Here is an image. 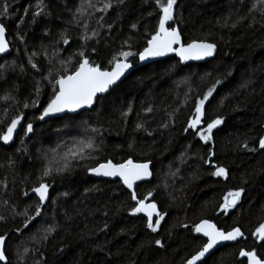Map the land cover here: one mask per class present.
<instances>
[{
	"label": "trees",
	"instance_id": "trees-1",
	"mask_svg": "<svg viewBox=\"0 0 264 264\" xmlns=\"http://www.w3.org/2000/svg\"><path fill=\"white\" fill-rule=\"evenodd\" d=\"M109 2L112 7L100 11ZM159 15L155 0H0L10 48L0 58V135L14 117L23 119L11 145L0 140V236L7 264H184L205 243L193 231L202 220L223 231L239 227L244 238L201 264H245L241 250L264 259V240L253 235L264 223V150L257 151L264 128L261 0H177L169 24L185 44H215L212 61L182 67L170 57L141 67L91 110L39 123L55 79L78 67L81 52L110 70L114 57L131 51L135 55L127 59L135 65ZM213 86L201 124L217 117L222 123L204 142L188 120ZM29 122L33 132L26 134ZM88 142L93 147L84 154L91 158L56 171L70 148ZM129 159L151 163V181L134 191L138 199L151 192L145 202L165 214L155 233L139 213L131 214L135 201L119 181L89 176L99 163ZM213 165L224 167L227 178L211 175ZM46 167L52 171L45 177ZM41 182L49 190L36 216L32 188ZM241 188L237 204L223 211V197ZM48 228L53 231L46 233Z\"/></svg>",
	"mask_w": 264,
	"mask_h": 264
},
{
	"label": "snow or ice",
	"instance_id": "snow-or-ice-1",
	"mask_svg": "<svg viewBox=\"0 0 264 264\" xmlns=\"http://www.w3.org/2000/svg\"><path fill=\"white\" fill-rule=\"evenodd\" d=\"M123 3V0H119ZM264 4V0H261ZM155 4L159 9L161 15L158 19V29L151 39L147 41V47L143 51L138 53L139 60L145 61L149 57H162L169 52H175V55L179 57L181 62L189 60H202L205 57H211L215 51V44L208 42H197L192 41L187 44L181 42V34L176 27H172L169 24L170 21H174V6L177 5V0H155ZM112 7L111 2L105 3L103 9L100 11H107ZM7 10L5 9V12ZM79 11V9H78ZM39 13H37L38 15ZM102 19V18H101ZM167 25V26H166ZM86 27V25H85ZM133 28L136 25H132ZM64 43L67 44L68 40L65 39ZM178 45L179 47H174ZM8 50V43L5 37V27L0 24V53H4ZM95 51V49H93ZM119 59L113 58L110 61L112 65L111 69H102L96 66L89 59L84 58V53L81 52V60L78 67L71 74L59 75L53 86V94L49 99L46 107L43 108L42 114L38 117L40 120H44L53 114L67 112H76L78 109L84 107H91L97 97L98 93H105L109 89L116 85L117 81L125 74V72L132 67V63L128 61V57L135 55L131 51L121 52ZM33 69H37V65L29 61ZM38 70V69H37ZM48 77H45L47 79ZM221 81L216 80V84ZM39 93V86L36 89ZM214 91L213 88H209L204 94L202 99L197 100L195 105V112L193 116L188 120V128L196 129L199 124H201L202 118L204 116V104L209 99ZM35 101L33 104L35 105ZM27 107V105H25ZM130 110V109H129ZM147 111L151 112L152 109L149 107ZM127 112L123 113L127 116ZM21 117H14L10 124L7 126L6 132L0 135V140L5 144L12 140L13 132L16 130L17 125L20 124ZM222 123V119L217 117L211 122L207 123L206 128L197 132L200 139L204 142L212 140V131L218 125ZM137 128H141L142 124H137ZM187 131V129H185ZM95 131V129H93ZM33 132V125L29 122L26 126V134ZM93 147L91 142L86 144H81L79 146L70 148L67 153L61 158L62 163L57 161L59 166L57 167V172H64L72 166L74 160L91 158L90 156H85V149H91ZM244 147L247 148L245 144ZM259 148L264 149V136L259 139ZM254 151L255 149H249ZM212 156L211 151H209V160H205V163L210 162ZM215 171L211 175L216 177L227 178L228 173L224 167H218L213 165ZM51 168H45L43 176H48L51 173ZM88 171L96 176L103 177H118L120 181L126 186L131 192V199L135 201V206L132 208V215L137 213H143L147 217V228L151 232L155 233L158 231L161 222L165 219V214L157 210L156 203H145L148 197L152 196L149 192L147 197L144 199H138L136 191L133 190V186L136 181L144 180L148 178L151 173L149 171V163H133L131 159L124 163L114 164L111 160L105 163H99L96 166L90 167ZM43 179V178H42ZM49 185L45 182L39 183V186L32 188V192L38 197V203L35 209V215L39 216L41 214V206L45 203L48 196ZM243 189H238L236 191H229L224 197V203L220 205L221 209L225 212L229 208H232L239 201ZM27 195V193H25ZM27 215V213H25ZM155 216V221L153 217ZM2 219V217H0ZM35 219V217H30L29 220ZM24 227H28L26 223ZM187 227V225H185ZM19 231V230H17ZM46 233H51L52 228L45 230ZM193 231L195 233L202 234L207 240L202 244L201 248L191 256L190 259L186 261V264H197L198 261H202V258L206 254L210 253L216 245L224 241H235L237 238L243 237L244 233L239 227L233 228L230 231L224 232L219 230L216 225L210 223L208 220H202L200 223L196 224ZM254 236L258 237L259 240H264V223H261L259 227L256 228L253 233ZM47 239V235L43 237ZM155 244L159 247H163L161 240L156 239ZM5 237L0 236V261L7 264V256L4 250ZM28 249H25L27 253ZM239 255L241 257L247 258V264H264V259L257 257L254 251H243L241 250Z\"/></svg>",
	"mask_w": 264,
	"mask_h": 264
},
{
	"label": "water",
	"instance_id": "water-1",
	"mask_svg": "<svg viewBox=\"0 0 264 264\" xmlns=\"http://www.w3.org/2000/svg\"><path fill=\"white\" fill-rule=\"evenodd\" d=\"M167 26V25H166ZM179 31V30H178ZM5 37H6V32H5ZM181 42L184 44V42H183V39H182V37H181ZM197 42H206V41H197ZM208 43H211V42H208ZM216 46V45H215ZM147 47V46H146ZM174 47H179L178 45H174ZM10 53V48H9V45H8V50L6 51V52H4V53H0V58L2 57V56H5V55H7V54H9ZM216 54H217V46L215 47V51H214V53H213V55L211 56V57H205L204 59H202V60H189V61H184V62H181L180 61V59H179V57L178 56H176L175 55V52H169V53H167L165 56H162V57H149V58H147L145 61H140V60H138V64H137V66H134V65H132V67L130 68V69H128L126 72H125V74L120 78V80L119 81H117V83H116V85H118V83H120L124 78H126L127 77V75L129 74V73H131L133 70H135L137 67H142V66H144V65H147V64H153V63H155V62H159V61H162V60H165V59H167V58H169V57H176V59L180 62V64H181V66H190V65H194V64H204V63H206V62H209V61H212L215 57H216ZM139 59V58H138ZM112 87H115V85H113ZM111 87V88H112ZM108 92V91H107ZM107 92H105V93H98L97 94V97H96V99H95V101H94V103H93V105L91 106V107H84V108H81V109H78L76 112H67V111H65V112H63V113H57V114H53V115H50V116H48V117H45V119L44 120H40V122H45V121H47V120H49V119H55V118H61L63 115H76V114H79V113H81V112H83V111H85V110H87V109H91L93 106H94V104H95V102H96V100H97V98L98 97H101V96H103V95H105V94H107ZM42 114V113H41ZM23 126V121L21 120L20 121V124H18L17 125V128H16V130H14V132H13V137H12V140L11 141H9V143H7V144H5L4 142V144L5 145H7V146H9V145H11L14 141H15V139H16V136H17V134H18V132H19V130H20V128ZM263 136H264V132H263ZM264 149H260L259 148V144H258V149H257V151H263ZM134 163V162H133ZM145 163H148V162H145ZM151 168H152V166H151V163H149V171H150V173H151V175L148 177V178H146V179H144V180H139V181H136L135 182V184H134V186H133V190H134V188H135V185H137V184H140V183H144V182H149L150 180H151V178H152V171H151ZM90 176L93 178V179H96V180H119V178L118 177H103V176H96V175H93V174H91L90 173ZM120 181V180H119ZM121 182V184H122V186L128 191V192H130V190L129 189H127L126 188V186L122 183V181H120ZM131 193V192H130ZM142 216H144V214L143 213H140ZM145 218H147L146 216H144ZM154 218H155V216L153 217V220H154ZM210 222V221H209ZM210 223H212V222H210ZM213 224V223H212ZM222 231V230H221ZM230 231V230H229ZM225 232V231H224ZM227 232V231H226ZM198 235L206 242V240H207V238L206 237H203L202 236V234H199L198 233ZM243 237H244V235H243ZM243 237H240V238H237V240H235V241H224V242H220L218 245H216L212 250H210V253L209 254H206V256L204 257V258H202V261H198L197 262V264H201L202 262H204L207 258H209L212 254H214L219 248H222V247H224V246H230V245H236L239 241H241L242 239H243ZM191 258V257H190ZM189 258V259H190ZM242 259H244V260H246V264H247V258L246 257H241ZM185 264H186V262H185Z\"/></svg>",
	"mask_w": 264,
	"mask_h": 264
},
{
	"label": "bare ground",
	"instance_id": "bare-ground-1",
	"mask_svg": "<svg viewBox=\"0 0 264 264\" xmlns=\"http://www.w3.org/2000/svg\"><path fill=\"white\" fill-rule=\"evenodd\" d=\"M189 43H190V42H189ZM184 44H185V43H184ZM146 46H147V44H146ZM146 46H145V47H146ZM142 51H143V50H142ZM7 55H8V54H7ZM5 56H6V55H5ZM2 57H4V56H2ZM138 58H139V56H137V62H136V64H135L134 66H137V64H138V60H139ZM169 58H170V57H169ZM175 58H176V57H175ZM167 59H168V58H167ZM176 60H177V59H176ZM162 61H163V60H162ZM177 61H178V60H177ZM129 62H130V61H129ZM178 62H179V61H178ZM155 63H156V62H155ZM179 63H180V62H179ZM153 64H154V63H153ZM132 65H133V64H132ZM147 65H152V64H147ZM147 65H144V66H147ZM180 65H181V64H180ZM194 65H195V64H194ZM144 66H142V67H144ZM190 66H192V65H190ZM182 67H186V66H182ZM139 68H141V67H137L135 70H137V69H139ZM135 70H133V71H135ZM133 71H132V72H133ZM132 72H131V73H132ZM131 73H129V74L127 75V77H128ZM127 77H126V78H127ZM126 78H124L122 81H124ZM122 81H121V82H122ZM121 82H120V83H121ZM120 83H118V85H119ZM116 86H117V85H115V87H116ZM115 87L110 88L109 91L107 92V94H105V95H103V96H101V97H98L97 100H98L99 98H102V97H105L106 95H108V93H109L112 89H114ZM97 100H96V101H97ZM95 103H96V102H95ZM94 105H95V104H94ZM46 106H47V105H46ZM46 106H45V107H46ZM93 107H94V106H93ZM93 107H92V108H93ZM92 108H91V109H92ZM91 109H87V110H85V111H89V110H91ZM42 111H43V110H42ZM42 111H41V113H42ZM85 111H83V112H85ZM41 113H40V115H41ZM81 113H82V112H81ZM79 114H80V113H79ZM76 115H78V114H76ZM64 116H66V115H63L62 117H64ZM71 116H74V115H71ZM62 117H61V118H62ZM55 119H58V118H55ZM21 120L23 121L22 118H21ZM49 120H50V119H49ZM45 122H46V121H45ZM39 123H43V122H40V120H39ZM21 128H22V127H21ZM21 128H20V129H21ZM19 131H20V130H19ZM263 132H264V128H263ZM18 133H19V132H18ZM262 136H263V134H262ZM2 143H3V141H2ZM3 144H4V143H3ZM258 144H259V143H258ZM4 145H5V144H4ZM257 149H258V147H257ZM134 163H138V162H134ZM148 163H149V162H148ZM151 171H152V168H151ZM89 176H90V173H89ZM90 177H91V176H90ZM91 178H92V177H91ZM151 179H152V178H151ZM95 180H96V179H95ZM105 181H108V180H105ZM109 181H119V180H109ZM150 181H151V180H150ZM150 181H149V182H150ZM119 182H120V181H119ZM144 183H147V182H144ZM120 184H121V182H120ZM140 184H142V183H140ZM137 185H139V184H137ZM137 185H135V187H136ZM121 186H122V184H121ZM122 187H123V186H122ZM123 188H124V187H123ZM124 189H125V188H124ZM134 189H135V188H134ZM125 190H126V189H125ZM126 191H127V190H126ZM129 193H130V192H129ZM130 194H131V193H130ZM145 203H146V202H145ZM139 214H140V213H139ZM140 215H141V214H140ZM141 216H142V215H141ZM142 217H144V216H142ZM144 218H145V217H144ZM145 219L147 220V218H145ZM153 221H155V218H154ZM200 222H201V221H200ZM200 222H199V223H200ZM210 222H211V221H210ZM197 224H198V223H197ZM219 230H220V229H219ZM231 230H232V229H231ZM222 231H223V230H222ZM225 232H226V231H225ZM197 235H198V233H197ZM198 236H199V235H198ZM199 237H200V236H199ZM200 238H201V237H200ZM243 238H244V237H243ZM201 239H202V238H201ZM239 242H240V241H239ZM219 249H220V248H219ZM194 254H195V253H194ZM194 254H193V255H194ZM191 256H192V255H191ZM191 256H190V257H191ZM190 257H189V258H190ZM240 257H241V256H240ZM189 258H188V259H189ZM188 259H187V260H188ZM207 259H208V258H207ZM187 260H186V261H187ZM186 261H185V262H186ZM202 263H203V262H202ZM184 264H185V263H184ZM245 264H246V260H245Z\"/></svg>",
	"mask_w": 264,
	"mask_h": 264
},
{
	"label": "rangeland",
	"instance_id": "rangeland-1",
	"mask_svg": "<svg viewBox=\"0 0 264 264\" xmlns=\"http://www.w3.org/2000/svg\"><path fill=\"white\" fill-rule=\"evenodd\" d=\"M204 128H206V127H202V124H199L198 126H197V128L196 129H193V130H202V129H204ZM199 136V135H198Z\"/></svg>",
	"mask_w": 264,
	"mask_h": 264
}]
</instances>
